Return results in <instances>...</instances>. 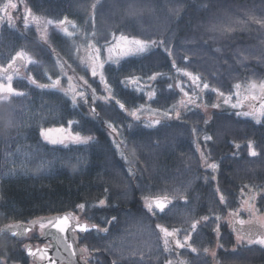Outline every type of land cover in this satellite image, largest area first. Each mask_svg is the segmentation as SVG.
Listing matches in <instances>:
<instances>
[{
  "label": "trees",
  "instance_id": "trees-1",
  "mask_svg": "<svg viewBox=\"0 0 264 264\" xmlns=\"http://www.w3.org/2000/svg\"><path fill=\"white\" fill-rule=\"evenodd\" d=\"M27 3L54 28L47 45L32 28L0 30V68L19 54L32 60L12 80L20 94L0 103V228L73 212L100 228L115 217L109 233L125 234V219L149 217L142 201L166 198L171 204L158 218L177 220L171 227L200 243L217 229L223 245L232 244L227 216L247 191L264 215V117L212 107L217 97L233 104L238 86L264 80V0ZM117 37L147 48L107 64L101 84L79 64V50L104 49ZM62 68L85 80V98L72 100L56 86H65ZM201 89V103L176 119L152 123L129 114L143 105L172 114L183 94ZM69 124L81 142L60 147L42 139L41 130ZM9 239L0 236V264H26L23 251L4 244ZM103 240L87 244L98 250ZM236 254L237 264H264V247L243 245ZM224 257L218 250L217 262L226 264Z\"/></svg>",
  "mask_w": 264,
  "mask_h": 264
},
{
  "label": "flooded vegetation",
  "instance_id": "flooded-vegetation-1",
  "mask_svg": "<svg viewBox=\"0 0 264 264\" xmlns=\"http://www.w3.org/2000/svg\"><path fill=\"white\" fill-rule=\"evenodd\" d=\"M13 1L16 2V8H19L22 6V3H24L26 14L46 21L45 24L44 21H39L35 24H28L22 28H32L40 44L47 45L50 39L49 34L53 32L54 25L49 20L37 16L33 12L31 6L28 5L27 0H21L19 3L18 0H0V30L4 25L15 26L13 22L7 20V16L11 12V4H13ZM36 25L45 28V37H39L40 33L38 34V32L40 30ZM17 62L19 63V61ZM22 69L23 68L19 66H15L13 67L12 73ZM256 102L257 98L249 96V100L245 103L257 110L259 107H255ZM151 200L142 201V208L149 217L125 219L126 223H129L128 233H109V224L112 222L111 219L104 228L97 227L98 230L77 233L78 244L82 250L80 259L87 264H220L217 262L216 256L218 250H221L224 255H226V257H224L226 260L224 263L228 264L229 262L230 264H237L240 255H237L236 252L241 246L264 247L263 244H261L262 240H264V225L253 218H248L237 212L228 214L224 225L229 233L232 244L224 242V244L221 245L220 237L223 235L220 234L217 229L214 230L213 234L208 235L206 240L200 243L198 240L194 239L195 236H192L190 232L182 233L180 225H178V227L176 225L172 228L171 225L173 223L171 222L177 220L157 217L167 211L171 202L160 212L150 205ZM78 223L86 224L87 226L93 225L85 219H79ZM92 231H98L100 235H94ZM7 235L10 239L4 242L6 246L20 249L23 251L25 257L27 252L32 258V260H30L26 257L28 261L26 264H47L48 261L51 263L53 262V259H49L48 256L49 249L51 248V241H40V239L44 240L43 228L41 226L37 227V225H35L25 238L16 239L14 236ZM89 238L93 241H97V243L105 239L108 244L105 245V248L102 247L98 250H92L87 244ZM200 247H202L203 250L201 254L198 253ZM214 248L215 250L213 253ZM1 264H4V262ZM11 264L20 263L16 262Z\"/></svg>",
  "mask_w": 264,
  "mask_h": 264
},
{
  "label": "rangeland",
  "instance_id": "rangeland-1",
  "mask_svg": "<svg viewBox=\"0 0 264 264\" xmlns=\"http://www.w3.org/2000/svg\"><path fill=\"white\" fill-rule=\"evenodd\" d=\"M21 0H18V3ZM16 2L13 1L11 4V12L7 16V20L13 22L16 28L24 27L28 24H35L39 21H44L40 18H36L35 16H30L26 14L25 4L22 3V6L16 8ZM10 8V7H9ZM46 21H44V24ZM39 28L40 33L39 37L45 35V28H42L36 25ZM57 29H60V25H56ZM45 37V36H44ZM147 46L143 43L126 39L123 37H117L116 40L110 45L106 46L104 49H99L95 46L90 47H82L78 53V61L79 64L83 67H87L89 75L94 80H97L99 83H104V67L107 64H117L119 61L127 59L129 57H134L138 53L143 52ZM20 58H23L24 69L16 70L13 73H9L7 75L0 74V103L6 102L11 96H16L20 94L17 90H15L12 86V80L15 78H20L23 76L25 69L27 66L32 63V60L27 55H18ZM23 68V66H22ZM62 77L66 80L65 86L59 87L66 95H68L72 100H76L78 98H85L88 94V90L85 86V80L81 77H77L75 75L67 74V71L64 68L61 69ZM184 74V73H183ZM189 80V83L194 86L195 90L200 89L197 86V79L186 75ZM136 83H132L134 87ZM204 89L199 90L197 93L192 96H195L193 99L192 96L182 95L180 100L176 105H174L171 109L172 114L170 113H158L153 112L148 109L147 106L143 105L139 109H135L131 111L129 114L132 118L145 120L147 122H159L164 120L176 119L179 116V112L185 109L186 106H190L191 104H199V97L204 93ZM106 91V90H105ZM264 91V80L260 85H248V86H238L235 89L234 93V103L232 104L229 99L225 97H217L214 101L213 108L217 107H232L233 109L239 110L241 115L250 116L255 118L256 120H260L264 117V110L262 109H253L248 106L245 102L249 100L250 97L257 98L260 93ZM106 94L107 91H106ZM231 103V104H230ZM206 106L203 108L205 109ZM41 137L48 144L53 146L67 147L72 144L81 142L79 137L71 132L70 124L66 127L60 128H47L43 129L40 132ZM243 194V193H242ZM254 192L247 191L244 199L242 198L239 202L238 209L233 212L240 213L241 215L247 216L248 218H253L260 224L264 225V215L259 212V210L255 206L256 196L253 195ZM145 201V200H144ZM143 201V202H144ZM264 246V240L262 243ZM215 248L213 249L214 253Z\"/></svg>",
  "mask_w": 264,
  "mask_h": 264
},
{
  "label": "water",
  "instance_id": "water-1",
  "mask_svg": "<svg viewBox=\"0 0 264 264\" xmlns=\"http://www.w3.org/2000/svg\"><path fill=\"white\" fill-rule=\"evenodd\" d=\"M17 61H19V59H15L12 64L4 70L0 69V73L3 75H7L12 72L13 67H21L23 65V62L21 60L19 61V63ZM255 107H261L264 110V92L259 95L258 100L255 103ZM169 203L170 201L168 199H155L150 201V205L155 207L160 212H162ZM65 216L75 217V214L73 212H67L33 219L27 223L7 224L0 228V235L9 234L10 236H14V238L16 239L25 238L28 232H30L35 225L39 227L44 224L46 225L45 227H43L44 240L40 239V241H51V248L49 249L48 256L53 259L52 263L48 261L47 264H87L80 259L82 250L78 244L77 233H83L84 231H77V223H73L71 226L67 227L66 231L63 233L54 228L49 223V221L54 220L55 218ZM79 225L83 226L86 224ZM88 227L90 229L88 231L98 229L97 227ZM57 241H59V243H57ZM26 257L32 260L27 252Z\"/></svg>",
  "mask_w": 264,
  "mask_h": 264
},
{
  "label": "snow or ice",
  "instance_id": "snow-or-ice-1",
  "mask_svg": "<svg viewBox=\"0 0 264 264\" xmlns=\"http://www.w3.org/2000/svg\"><path fill=\"white\" fill-rule=\"evenodd\" d=\"M106 202L104 200L100 201L101 205H104ZM112 221L115 220V217L111 218ZM79 219L75 218L74 216H65V217H58L55 218L54 220L49 221V223L56 229H58L59 231H61L62 233L66 231L67 227L71 226L73 223H77L78 227H77V231H88L90 230L89 227L87 225H83L80 226L78 224ZM110 225V224H109ZM46 225L42 224L41 227H45ZM92 228H96L97 226L95 224H93L91 226ZM57 243H59V241H57ZM50 259V257H49Z\"/></svg>",
  "mask_w": 264,
  "mask_h": 264
}]
</instances>
